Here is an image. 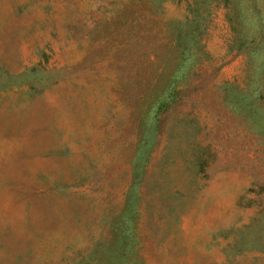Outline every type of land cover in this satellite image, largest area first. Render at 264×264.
Instances as JSON below:
<instances>
[{"label": "rangeland", "instance_id": "374dc122", "mask_svg": "<svg viewBox=\"0 0 264 264\" xmlns=\"http://www.w3.org/2000/svg\"><path fill=\"white\" fill-rule=\"evenodd\" d=\"M0 264H264V0H0Z\"/></svg>", "mask_w": 264, "mask_h": 264}, {"label": "trees", "instance_id": "16d2710c", "mask_svg": "<svg viewBox=\"0 0 264 264\" xmlns=\"http://www.w3.org/2000/svg\"><path fill=\"white\" fill-rule=\"evenodd\" d=\"M176 91H177V89H172L169 91H166V89L161 90V93H160L158 101H157V106H156L157 109L155 110V113L157 111H158L157 113H159L161 110L166 109L168 104L173 102V100L176 97ZM154 115L156 118V114H154ZM196 159H198V156H196Z\"/></svg>", "mask_w": 264, "mask_h": 264}]
</instances>
